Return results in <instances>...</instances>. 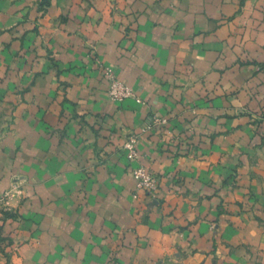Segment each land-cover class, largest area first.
<instances>
[{"label":"crops","instance_id":"obj_1","mask_svg":"<svg viewBox=\"0 0 264 264\" xmlns=\"http://www.w3.org/2000/svg\"><path fill=\"white\" fill-rule=\"evenodd\" d=\"M263 114L264 0H0V264H264Z\"/></svg>","mask_w":264,"mask_h":264},{"label":"built area","instance_id":"obj_2","mask_svg":"<svg viewBox=\"0 0 264 264\" xmlns=\"http://www.w3.org/2000/svg\"><path fill=\"white\" fill-rule=\"evenodd\" d=\"M102 74L108 81L107 93L108 97L113 101H122L125 98L133 96V91L129 85L117 79L112 73L111 69L107 66L102 67ZM264 118V114L262 116ZM167 119L161 116H151V118L141 126L140 132L153 130V128L166 124ZM138 137L135 134L130 135L122 144V148L126 151L130 161L138 162L139 153L137 149ZM131 178L135 187L140 188L146 192L152 193L157 189L158 180L148 168L144 165L137 163L131 168ZM20 192L19 185L15 182L11 184L10 188L0 194V210L9 206L8 198L12 193Z\"/></svg>","mask_w":264,"mask_h":264}]
</instances>
